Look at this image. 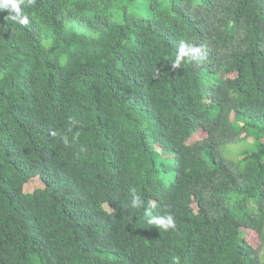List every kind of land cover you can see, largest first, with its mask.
<instances>
[{
    "label": "trees",
    "instance_id": "trees-1",
    "mask_svg": "<svg viewBox=\"0 0 264 264\" xmlns=\"http://www.w3.org/2000/svg\"><path fill=\"white\" fill-rule=\"evenodd\" d=\"M20 9L0 11V264H264V0ZM181 42L205 58L173 68ZM84 204L106 220L88 235Z\"/></svg>",
    "mask_w": 264,
    "mask_h": 264
},
{
    "label": "clouds",
    "instance_id": "clouds-1",
    "mask_svg": "<svg viewBox=\"0 0 264 264\" xmlns=\"http://www.w3.org/2000/svg\"><path fill=\"white\" fill-rule=\"evenodd\" d=\"M34 3V0H0V11L8 10L9 16L8 20L11 22H15L21 25H27L29 23L27 16L21 15V4H26V6H30ZM190 56L194 60H203L205 57L201 53V47L187 45L184 42H181V46L179 47L178 53L172 61V67L177 68L181 66V63L184 57ZM71 123H76V121H71ZM52 135H56V132H53ZM65 145L68 144V139L65 136L64 138ZM129 192L131 194L130 207L134 209L141 208L143 206V200L139 195L136 194L135 188H130ZM86 208H84L82 212V225L86 228L87 235L92 228L98 229L101 226H105L106 220H102V217L99 215V211L95 206H89L93 204H84ZM105 207V206H104ZM155 207V204H150L144 211V218L149 225H156L158 228H163L167 231L169 228H174L175 223L172 215L166 216H153L152 209ZM95 238V234L88 237L89 242H93ZM172 264H180L179 256L171 257Z\"/></svg>",
    "mask_w": 264,
    "mask_h": 264
},
{
    "label": "rangeland",
    "instance_id": "rangeland-1",
    "mask_svg": "<svg viewBox=\"0 0 264 264\" xmlns=\"http://www.w3.org/2000/svg\"><path fill=\"white\" fill-rule=\"evenodd\" d=\"M203 136H205V132L201 129H198V131L193 134L192 137L189 139V142L201 138ZM245 239L250 244H252L255 249L258 250L259 258L261 260H264V240L259 239L255 231H248V233L245 235Z\"/></svg>",
    "mask_w": 264,
    "mask_h": 264
}]
</instances>
